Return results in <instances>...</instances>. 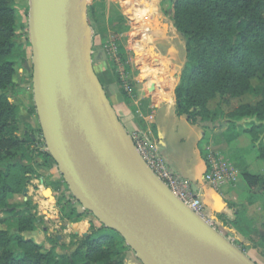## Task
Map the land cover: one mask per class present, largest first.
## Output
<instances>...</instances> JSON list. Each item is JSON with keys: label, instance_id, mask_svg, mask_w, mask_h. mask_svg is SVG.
<instances>
[{"label": "water", "instance_id": "1", "mask_svg": "<svg viewBox=\"0 0 264 264\" xmlns=\"http://www.w3.org/2000/svg\"><path fill=\"white\" fill-rule=\"evenodd\" d=\"M87 9V0H29L28 10L35 112L72 197L141 264H211L201 246L233 264H257L143 161L95 73Z\"/></svg>", "mask_w": 264, "mask_h": 264}, {"label": "trees", "instance_id": "2", "mask_svg": "<svg viewBox=\"0 0 264 264\" xmlns=\"http://www.w3.org/2000/svg\"><path fill=\"white\" fill-rule=\"evenodd\" d=\"M168 10L186 52L174 90L175 114L185 116L192 125L212 121L211 100L240 98L252 91V80L264 79V0H169ZM89 12L88 8L87 17ZM15 36V8L10 0H0V212L14 217L16 231L0 230V264H122L121 256L129 247L119 234L104 227L81 237L68 253H58L55 245L43 251L21 235L35 230L37 219L27 201L21 210L11 203L33 172L28 138L18 136V107L7 96L14 82L15 52L20 48ZM120 56L129 72L126 56L123 52ZM116 82L128 100L118 75ZM226 116L233 126L235 121L249 120L241 131L251 137L257 158L264 161V89L258 101L240 104ZM38 154L53 162L47 151ZM242 178L249 189L264 193V175L243 171ZM69 214L79 221L74 209Z\"/></svg>", "mask_w": 264, "mask_h": 264}, {"label": "rangeland", "instance_id": "3", "mask_svg": "<svg viewBox=\"0 0 264 264\" xmlns=\"http://www.w3.org/2000/svg\"><path fill=\"white\" fill-rule=\"evenodd\" d=\"M142 1H147L152 4L158 2V0ZM10 2L16 11L15 42L20 48L15 52L14 82L13 85L7 89V96L9 97L10 101L15 103V105L18 107V136L24 140L28 138L26 147L28 148L29 156L31 157L29 159V164L33 168L32 174L27 175L26 186L24 187L26 192L14 197L11 200V203L15 205L17 209L21 210L24 209V202L27 201L29 203L31 212L36 216L37 221L35 230L22 233L21 235L23 238L31 239L38 243L41 245L43 251L50 248L52 245H55L56 251L58 253H68L73 250L75 244L80 240L81 237H83L80 234H75V226L72 228L71 225H83L85 227L84 233L87 234L91 233L92 231L99 230L103 226L93 217L89 211L84 210L81 205L72 197L68 187L59 174L56 165L50 160H44L38 154L40 151H46V147L43 138L38 131L39 123L35 112L32 93L31 44L29 41L28 31L29 0H10ZM130 2H133L134 6L138 1L122 0L121 2L120 0H106L100 5H105V10H109V13H113L116 19L122 23V18L120 15H118V13H120L123 9L121 5H128ZM87 3L90 10L89 16L87 18L92 29L93 65L95 66V73L99 81L101 82L109 99H112L111 94L113 90H115V87L118 86L120 91V86L117 84V82L116 84H113V82L110 81L111 77L109 74H106L105 76L103 75L100 68V63L104 62L111 70L115 81L116 75L120 77V80L122 79V89L124 84L128 85L130 86L131 94H133L135 91L131 87L130 83H132L133 87H140V75L143 79L148 73L140 71L137 67V64L139 66H142L143 64L142 60L139 59L141 54L136 49V43L138 44L139 42L137 39H134L131 42V46L127 50V56L123 48L118 46L116 42L118 41L117 31L111 32V36L107 34V36L104 37L99 33L97 21L95 19V8L99 6L98 3H102L101 0H87ZM168 7L169 0H162L161 6H158V9L166 12ZM164 16L167 20V16ZM168 17L170 18V10ZM108 43H114V45L117 46L116 57L118 58V61L116 62L113 61L111 54L104 47L105 45H108ZM121 52L124 53L127 63L131 67L129 72L124 70L120 56ZM113 65L115 67H113ZM181 69L183 68L180 66L177 72L175 71L176 73L173 74V77L175 78L174 80H177V77L180 76L182 71ZM152 88H154L153 85ZM263 89L264 79H254L252 80V91L246 95L236 99L217 97L208 103V108L214 113L215 118L212 119V121L197 124L202 132V135L205 137L202 143H204L206 140L208 142V145H205L204 147H202V144L200 145L201 155H204L205 147L209 146L213 149V139L218 138L221 139V141L223 140L227 142L228 144L235 143L231 144L233 145L231 149L235 151L237 150L240 158L247 164L248 170L251 173L259 175L264 174V161L257 158L256 146L251 143V137L248 134L242 133L241 131L242 128L246 127L249 120L244 119L235 121V125L233 126L228 124L229 119L226 116L240 104L255 103L258 101ZM130 96L131 95H129L128 98ZM149 126L139 124L135 125L133 129L127 131L129 133L136 131L145 134L147 136V141L153 145L155 144V136L152 127ZM163 136V140L160 142V150L158 152L162 156L167 166L170 167L171 160L174 165L180 167L182 170H195L198 157L194 146L191 145L193 140L189 142L186 137V133L183 131L174 132L173 130L171 131L169 129L164 131ZM179 138H184L185 143L183 144ZM224 156H226L232 164L236 163L232 159L233 157L227 155ZM248 170L244 169L243 171L248 172ZM181 177L188 180L189 182L191 180L190 178H186L184 175H181ZM230 188H233V186L223 185L218 187L217 190L222 193L224 190ZM47 190L50 191L48 193L49 195L46 194ZM215 192L217 193V191ZM217 198L218 203L216 202L214 205L215 211H219L222 206L218 196ZM250 199H259L261 201L259 206H261L262 209L260 208L258 211H255L251 214H248L249 211H244L241 209L237 214V222H234L233 220L231 225H227L225 228L217 224V229L229 241L239 247L247 255L249 254L250 256H253L257 264H264V241L261 239L262 237L264 238V198L253 195L250 197ZM202 201L209 214L212 217H215V211H211L207 203L204 202L203 199ZM70 209H74L76 213L80 215L78 218L79 221H77L74 216H69ZM250 217H253V220H251ZM228 224H230V222ZM0 230H9L10 233L16 232L15 220L12 215L0 212ZM101 231L105 232L104 229ZM251 235L255 237L254 241L251 240ZM251 246L257 252V255L251 251ZM127 253H130L131 258L127 257ZM121 259L122 264H141L130 248L123 254V256H121ZM132 259H134V261Z\"/></svg>", "mask_w": 264, "mask_h": 264}, {"label": "crops", "instance_id": "4", "mask_svg": "<svg viewBox=\"0 0 264 264\" xmlns=\"http://www.w3.org/2000/svg\"><path fill=\"white\" fill-rule=\"evenodd\" d=\"M105 1L101 0L102 3H98L99 6L95 8L99 33L102 36H107V34L111 36V32L117 31L118 41L116 42L118 46L123 48L127 56V50L131 46V42L137 39L139 43H136V49L140 52L141 57L139 59L143 63L142 66L137 64V67L142 72H148L143 79L140 75V87H132L135 92H133L128 100L124 99L118 86L114 88L115 90L111 94L112 99L108 98L120 121L127 130H131L135 125L139 124L151 125L149 127H152L154 132L155 145L158 151L160 150V142L164 137L163 133L167 129L174 132L183 131L186 133L189 142L193 140L191 145L194 146L198 157L195 170H182L180 167L174 165L171 160L169 168L178 175L181 174L188 179L190 178L192 190L200 195L201 199L207 203L213 212L215 211L214 205L218 200L217 196L219 197L222 206L219 211H215L216 216L214 219L217 224L224 228L227 225H231L233 220H238L237 214L241 209L249 211L248 214L258 211L261 208L259 206L261 201L259 199L252 200L250 197L255 195L264 198V193L259 189H249L242 178V171L244 169L248 170V167L238 155L237 150L231 149L233 146L231 144L235 143L228 144L218 138L212 140L213 149L220 152L223 156L233 157L232 159L236 162L233 164L238 174L236 185L233 188L224 190L222 193L219 191L216 193L204 181L205 165L200 145L202 144V147H204L208 145V142L206 140L202 143L205 137L197 125L190 124L185 116H177L175 114L174 90L178 84L179 76L177 80H174L173 74L177 72L180 66L183 68L185 65V42L182 35L174 27L172 20L168 17L169 10L167 9L166 12H163L158 9V6H161L162 0H158L154 4L137 0L138 2L134 6L133 2L128 3V5H121L123 9L118 15L121 16L122 23L116 19L113 13L105 10V5H100ZM120 1L122 2V0ZM164 15L167 16V20ZM93 67L95 70L94 65ZM100 68L103 75L109 74L111 77L110 81L116 84L108 65L102 62L100 63ZM152 85L154 88H152ZM179 139L183 144L185 143L184 138ZM248 172L250 171L248 170ZM250 219L253 220V217H250ZM229 222L230 224H228ZM71 226L72 228L75 226V234L82 235L84 233L85 227L83 225L75 224ZM250 237L254 241L255 237L252 235ZM250 248L254 254L257 253L252 246ZM130 256V253H127V257L131 258ZM248 256L255 261L253 256L249 254ZM132 260L134 261V259Z\"/></svg>", "mask_w": 264, "mask_h": 264}, {"label": "built area", "instance_id": "5", "mask_svg": "<svg viewBox=\"0 0 264 264\" xmlns=\"http://www.w3.org/2000/svg\"><path fill=\"white\" fill-rule=\"evenodd\" d=\"M104 47L111 54L113 61H118L116 57L117 46L114 45V43H108V45ZM123 89L128 96L132 95L130 86L124 84ZM129 135L141 158L156 177L191 211L203 219L207 224L217 229V223L214 217L207 211L200 195L192 190L188 180L183 179L167 166L162 156L159 154L156 145L150 144L147 141V136L141 132L135 131L129 133ZM202 157L205 165L203 178L211 189L218 191L217 189L220 186L236 185L238 174L229 159L209 146L205 147V152Z\"/></svg>", "mask_w": 264, "mask_h": 264}, {"label": "bare ground", "instance_id": "6", "mask_svg": "<svg viewBox=\"0 0 264 264\" xmlns=\"http://www.w3.org/2000/svg\"><path fill=\"white\" fill-rule=\"evenodd\" d=\"M46 194H48V192H46ZM201 254L203 258L211 264H233L225 256L215 253L214 251L210 250L207 246H201Z\"/></svg>", "mask_w": 264, "mask_h": 264}]
</instances>
